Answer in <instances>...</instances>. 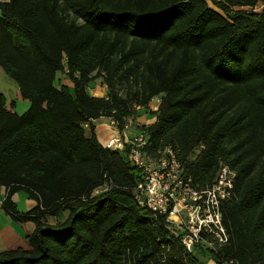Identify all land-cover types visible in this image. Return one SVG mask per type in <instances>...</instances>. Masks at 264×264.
<instances>
[{"label":"trees","instance_id":"1","mask_svg":"<svg viewBox=\"0 0 264 264\" xmlns=\"http://www.w3.org/2000/svg\"><path fill=\"white\" fill-rule=\"evenodd\" d=\"M211 1L0 0V66L29 101L19 113L0 92L2 207L35 224L0 264H264V0ZM141 110L156 118L147 151L171 147L199 187L236 172L218 252L187 251L135 199L129 148L98 139L96 119Z\"/></svg>","mask_w":264,"mask_h":264},{"label":"built area","instance_id":"2","mask_svg":"<svg viewBox=\"0 0 264 264\" xmlns=\"http://www.w3.org/2000/svg\"><path fill=\"white\" fill-rule=\"evenodd\" d=\"M155 98L160 101L159 97L152 100ZM110 124L114 133L105 146L129 148V161L138 171L134 187L137 202L163 216L165 223L179 234L187 251L202 244L218 252L229 241L222 204L233 196L236 172L224 164L212 184L199 187L191 176L185 175L171 147L159 149L155 155L147 151L148 131L141 124L131 121L120 124L114 118ZM134 129L137 131L131 133ZM107 188L103 185L95 192Z\"/></svg>","mask_w":264,"mask_h":264},{"label":"crops","instance_id":"3","mask_svg":"<svg viewBox=\"0 0 264 264\" xmlns=\"http://www.w3.org/2000/svg\"><path fill=\"white\" fill-rule=\"evenodd\" d=\"M60 78H61V82L69 84L67 81L64 82L62 77ZM90 92L97 96L107 95V89H105V87H103L102 85H99V83L97 82L90 88ZM16 95L17 96H15V99H11L10 101H8V98L5 95L7 99V104L8 107L13 109L14 111L22 113L29 107V101L28 99H25L20 95L18 86H17ZM103 117L106 116H102L96 119L94 123H95V132L97 134L98 139L105 144L114 133V130L112 125L110 124L111 118L108 117L110 121L109 124L106 125L107 123L102 122L101 120ZM155 119H156L155 116H153L152 119H148L147 115L141 114L140 116L137 117V119H135V121L138 124L143 125V124H150L153 121H155ZM136 131L137 130L134 129L131 133ZM22 192L23 191L14 193L12 198L14 201H16L20 211H26L32 208L36 204V202L33 199L28 198L25 192L23 196L21 194ZM6 194H7L6 187L0 185V252L7 249H13L18 247L27 249L29 248L28 236L32 234L35 228V224L33 222L23 223V222L15 221L14 219L11 218V216L8 213H6V211L2 207V202Z\"/></svg>","mask_w":264,"mask_h":264},{"label":"rangeland","instance_id":"4","mask_svg":"<svg viewBox=\"0 0 264 264\" xmlns=\"http://www.w3.org/2000/svg\"><path fill=\"white\" fill-rule=\"evenodd\" d=\"M208 2L211 6L215 7L211 0H208ZM58 76L62 77L64 82L67 81L69 84H72L65 73L59 72ZM96 82L99 83V85H102L103 87H105V89H107L105 84H101L99 80H97ZM0 91L3 92L7 96L8 101H10L11 99H15V96H17L16 95V91H17L16 82L5 73V71L3 70L1 66H0ZM152 101L153 102H150V106H152L153 108H156L157 106L156 104L157 103L159 104V101L156 98ZM138 114H139L138 116H140L141 114L147 115L148 119H152L153 117V115L151 116V114L145 110H141ZM101 120L102 122L107 123L106 125H108L110 121L108 117H103ZM21 194L24 196V192H22ZM208 264H217V263H215L213 260H208Z\"/></svg>","mask_w":264,"mask_h":264}]
</instances>
